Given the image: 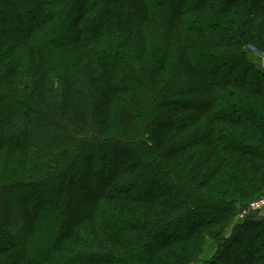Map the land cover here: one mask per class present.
Returning a JSON list of instances; mask_svg holds the SVG:
<instances>
[{
  "label": "trees",
  "instance_id": "trees-1",
  "mask_svg": "<svg viewBox=\"0 0 264 264\" xmlns=\"http://www.w3.org/2000/svg\"><path fill=\"white\" fill-rule=\"evenodd\" d=\"M254 51L264 0H0V264H264Z\"/></svg>",
  "mask_w": 264,
  "mask_h": 264
},
{
  "label": "rangeland",
  "instance_id": "rangeland-1",
  "mask_svg": "<svg viewBox=\"0 0 264 264\" xmlns=\"http://www.w3.org/2000/svg\"><path fill=\"white\" fill-rule=\"evenodd\" d=\"M4 9H6V8H4ZM161 11L164 12L165 11L164 8ZM251 60L254 63L258 64L259 66L264 67V54L263 53H258L256 51H254L252 53V55H251ZM55 137H56V135H55ZM246 204H247V202H245L244 204H242V205H240L238 207L239 212H238V215L236 216V218L234 220V225L236 223H240L243 220V219H241L239 217V215L241 214V212L245 211V209L247 207ZM245 219H254V220L257 219V221H264V215H259V217H256V218L254 216L246 215L245 216ZM232 229H233V227L231 228V230ZM26 230L27 229H24V234H25ZM34 243H35V245H34ZM49 243H50V241H49V236L48 235H41V236H39V239L37 241L33 242V246H34L33 247V252H34V254H37V253L42 252L41 250L44 249V248H46L49 245Z\"/></svg>",
  "mask_w": 264,
  "mask_h": 264
},
{
  "label": "built area",
  "instance_id": "built-area-1",
  "mask_svg": "<svg viewBox=\"0 0 264 264\" xmlns=\"http://www.w3.org/2000/svg\"><path fill=\"white\" fill-rule=\"evenodd\" d=\"M246 215L256 217H259V215H264V196L254 200L253 202H250L247 205L245 211L241 212L239 217L244 220Z\"/></svg>",
  "mask_w": 264,
  "mask_h": 264
}]
</instances>
